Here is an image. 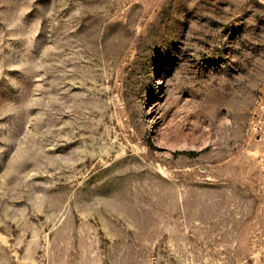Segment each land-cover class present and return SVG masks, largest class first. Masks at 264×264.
Segmentation results:
<instances>
[{
	"label": "rangeland",
	"instance_id": "374dc122",
	"mask_svg": "<svg viewBox=\"0 0 264 264\" xmlns=\"http://www.w3.org/2000/svg\"><path fill=\"white\" fill-rule=\"evenodd\" d=\"M0 264H264V0H0Z\"/></svg>",
	"mask_w": 264,
	"mask_h": 264
}]
</instances>
